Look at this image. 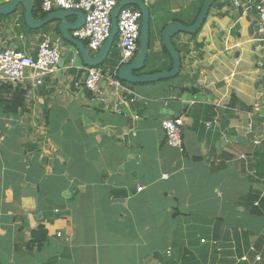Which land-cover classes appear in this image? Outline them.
<instances>
[{"label":"crops","instance_id":"1","mask_svg":"<svg viewBox=\"0 0 264 264\" xmlns=\"http://www.w3.org/2000/svg\"><path fill=\"white\" fill-rule=\"evenodd\" d=\"M142 1L152 37L140 73L170 71L163 29L191 26L206 0ZM234 1L174 37V80L128 84L127 114L70 85L90 67L58 22L32 32L22 5L0 16L4 48L33 56L45 39L64 59L43 85L18 86L27 99L16 113L0 86V264H264V43L258 0ZM120 66L118 37L98 69ZM169 117L184 120V152L167 143ZM38 228L46 242L32 249Z\"/></svg>","mask_w":264,"mask_h":264},{"label":"built area","instance_id":"2","mask_svg":"<svg viewBox=\"0 0 264 264\" xmlns=\"http://www.w3.org/2000/svg\"><path fill=\"white\" fill-rule=\"evenodd\" d=\"M123 1L125 0H43L42 8L46 13L57 10L82 11L86 16L85 25L74 31L73 36L85 40L87 48L96 54L111 35L112 12ZM234 5L243 7L241 0L234 1ZM256 11L258 40L264 43V0H258ZM141 23L142 12L138 8L126 7L118 15L121 65L130 63L138 52ZM2 44L3 35L0 31V86L11 85L15 88L31 83L38 87L58 71L62 54L48 40L40 42L36 62L33 56L16 48H4ZM117 75L104 73L98 68H87L86 77L71 82L70 85L91 93L103 111L127 114L128 105L136 101V96L131 87ZM162 125L168 145L184 152L183 118L169 117ZM258 143L259 141L256 144ZM257 260L261 258L258 257Z\"/></svg>","mask_w":264,"mask_h":264},{"label":"water","instance_id":"3","mask_svg":"<svg viewBox=\"0 0 264 264\" xmlns=\"http://www.w3.org/2000/svg\"><path fill=\"white\" fill-rule=\"evenodd\" d=\"M217 1L219 0H206L196 21L191 26H187L183 23H171L163 29L161 35L162 42L173 61V68L170 71L150 75L140 73L147 63L151 44V11L142 0H125L114 9L112 12L111 35L96 54L90 53L85 40L77 39L73 36L74 31L81 29L85 25L86 16L82 11L57 10L49 13L43 19H36L33 15L34 0H10L0 6V16L6 17L13 15L17 13L19 6L22 5L25 10V23L32 30H39L47 24L58 22V29L61 35L68 43L77 49L84 65L90 68H98L105 64L109 55L112 53L113 43L118 35L117 18L119 13L126 7L134 6L138 8L142 12L139 49L130 63L123 64L118 69V78L126 84L135 86L173 79L180 74L182 59L180 52L173 42L174 37L180 33H187L190 35L197 34L205 24L212 6ZM71 17H76V22H69L68 19ZM38 52L39 47L33 54L35 62L37 61ZM63 64L64 59L61 58L58 66L62 68ZM166 108L169 107L167 106Z\"/></svg>","mask_w":264,"mask_h":264},{"label":"trees","instance_id":"4","mask_svg":"<svg viewBox=\"0 0 264 264\" xmlns=\"http://www.w3.org/2000/svg\"><path fill=\"white\" fill-rule=\"evenodd\" d=\"M42 5H43V0H34L33 15L36 19H43L48 15V13L44 12ZM132 8L137 9L134 6ZM199 14H200V12H199ZM31 31L32 32H39L37 30H31ZM118 37L119 36L117 35L116 40H118ZM163 50H164V52L169 54L167 49L164 47V45H163ZM174 79L175 78L169 79V80H174ZM3 86H4L3 88H5V90L10 92V94H11V97L7 101L2 102L4 105L6 104L5 111H7L8 113H14V112L16 113L19 110V108H23L26 104L27 90L24 89L23 87H17V88L15 87L13 89V87L11 85H3ZM45 242H46V232L44 229L38 228V229L33 231L32 240L30 241L29 246L32 249L35 248V246L42 247L45 244Z\"/></svg>","mask_w":264,"mask_h":264}]
</instances>
